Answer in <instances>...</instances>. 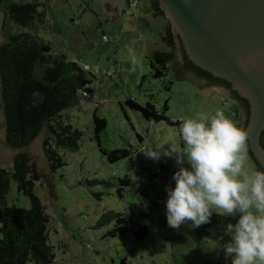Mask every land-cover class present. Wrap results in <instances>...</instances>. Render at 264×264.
Wrapping results in <instances>:
<instances>
[{
  "label": "rangeland",
  "instance_id": "1",
  "mask_svg": "<svg viewBox=\"0 0 264 264\" xmlns=\"http://www.w3.org/2000/svg\"><path fill=\"white\" fill-rule=\"evenodd\" d=\"M11 1L36 4L38 14L32 28H20L9 20L0 39L5 42L9 33L28 32L51 44L52 54L81 65L91 80L89 95L80 96L79 105L63 113L64 122L82 133L80 149L62 152L66 166L53 172L44 147L48 134L41 143L52 173L53 197H48L43 178L36 182L35 193L50 219L54 264H122L124 260L128 264H231V258L226 259L219 247L229 239L223 235L224 223L213 225L204 237L198 236V227L191 228L190 222L179 229L168 227L166 185L174 186L172 175L178 166L174 157L153 161L140 152L148 146L168 148L170 143L180 148L181 119L200 111L214 113L221 108L238 126L241 124V116L233 113L234 100L220 94L206 97L190 81L175 80L173 62L163 78L151 77L155 53L172 52L162 40L168 20L153 14L150 0H136L135 7L125 5L116 24L111 23L100 0ZM2 26L0 17V29ZM176 51L174 61L179 62L178 48ZM129 99L143 106L153 103L175 125L149 123L126 104ZM94 114L108 124L100 144ZM117 149L129 150L130 158L111 163L107 154ZM248 164L254 169L250 157ZM6 203L31 208L29 198L18 191L15 182ZM108 212L123 215L129 226L127 233L112 236L109 233L117 227L115 222L100 225ZM224 218L226 223H235L238 216ZM143 227L147 229L145 236Z\"/></svg>",
  "mask_w": 264,
  "mask_h": 264
},
{
  "label": "trees",
  "instance_id": "2",
  "mask_svg": "<svg viewBox=\"0 0 264 264\" xmlns=\"http://www.w3.org/2000/svg\"><path fill=\"white\" fill-rule=\"evenodd\" d=\"M150 1L153 14L166 18L159 0ZM133 2H130V6H133ZM37 7L33 3L0 0V9L3 13L2 35L9 20L20 28H32L38 14ZM162 40L167 42L172 52L155 53L151 59L153 79L163 78L168 72V65L176 57L177 45L169 21ZM184 59L201 76L231 88L228 82L196 67L188 60L185 52ZM146 79L147 76H144L143 80ZM0 82L6 117L7 145L14 150L24 149L35 141L44 127H47L48 137L44 147L50 168L53 172L64 168L66 162L61 153L78 151L82 133L64 122L63 113L77 107L80 96L89 95L88 87L91 80L87 71L78 63L68 61L64 56L52 54L51 44L28 32L9 33L8 38L0 46ZM234 94L239 97L236 92ZM240 99L245 105L248 118L250 105L247 100ZM126 104L132 110L140 112L149 123L167 122L171 126L175 125L165 114H160L153 103L143 106L129 99ZM165 110H168L167 105ZM94 121L95 136L100 144V135L108 124L96 114ZM261 144L264 147V132ZM248 152L256 168L262 169L256 162L249 143ZM130 156L127 149H117L107 154L111 163L120 162ZM43 177L36 170L33 160L24 152L16 156L12 169L0 168V264H54L55 253L49 231L50 219L35 193L36 182ZM12 182L17 184L20 193L29 198L30 209L7 205L6 200ZM112 222H115L117 227L109 233L110 235L128 232L127 220L115 212L104 214L100 225ZM219 223L226 224V219L213 214L210 222L199 226L196 232L200 237L208 236L210 228ZM141 232L145 236L147 229L143 227ZM143 236L139 238L143 239ZM122 264H128L127 260Z\"/></svg>",
  "mask_w": 264,
  "mask_h": 264
},
{
  "label": "clouds",
  "instance_id": "3",
  "mask_svg": "<svg viewBox=\"0 0 264 264\" xmlns=\"http://www.w3.org/2000/svg\"><path fill=\"white\" fill-rule=\"evenodd\" d=\"M132 64L136 57L133 55ZM181 147L148 146L146 158L174 157V186L166 185L167 225L197 228L212 215L238 218L223 227L219 245L231 264H264V169H251L248 133L221 108L181 119ZM187 165V166H185ZM223 239V236L221 237Z\"/></svg>",
  "mask_w": 264,
  "mask_h": 264
},
{
  "label": "water",
  "instance_id": "4",
  "mask_svg": "<svg viewBox=\"0 0 264 264\" xmlns=\"http://www.w3.org/2000/svg\"><path fill=\"white\" fill-rule=\"evenodd\" d=\"M112 22L118 23L129 0H100ZM178 48L179 62L173 61L175 80H187L207 97L217 92L231 98L236 92L250 105L247 118L243 108L244 130L248 133L249 148L256 162L264 169V0H159ZM109 10V11H108ZM3 23V14H0ZM0 39V45L3 44ZM199 69L224 80L231 88H210L192 74L180 72L183 52ZM6 120L0 95V168H11L17 153L25 152L34 161L36 170L48 185V197H53V178L41 143L47 137L44 127L28 147L10 148L5 142Z\"/></svg>",
  "mask_w": 264,
  "mask_h": 264
},
{
  "label": "flooded vegetation",
  "instance_id": "5",
  "mask_svg": "<svg viewBox=\"0 0 264 264\" xmlns=\"http://www.w3.org/2000/svg\"><path fill=\"white\" fill-rule=\"evenodd\" d=\"M120 17H121V15H118L117 18H120ZM0 34H2V27L0 29ZM182 52H183V50H182ZM179 70H180V72L181 71H185L187 73L192 74V76H194L197 81H200L201 84H204L207 87H210V88L220 87V88H225V89H228V90L230 89V88H227L226 86H224L223 84H221L218 81H214L212 79H210V80L209 79H206L205 77H203L200 74H198L197 72H195L190 67V65L185 61V59H184V52H183V62H182V66L180 67ZM229 94H230L231 98L235 99L238 102V104L243 108L244 112L246 113V111H245V105L243 104V101L239 97H236L233 91H231ZM0 95H1V82H0ZM1 99H2V96H1Z\"/></svg>",
  "mask_w": 264,
  "mask_h": 264
},
{
  "label": "crops",
  "instance_id": "6",
  "mask_svg": "<svg viewBox=\"0 0 264 264\" xmlns=\"http://www.w3.org/2000/svg\"><path fill=\"white\" fill-rule=\"evenodd\" d=\"M119 15V14H118ZM214 94H218L219 95V93H217V92H214V93H211L209 96H211V95H214ZM221 95V94H220ZM221 97H226V96H222L221 95ZM226 98H228V97H226ZM232 102H234V101H232ZM234 112L233 113H235V114H237V117H238V115H240L241 116V124H240V126L239 127H241L242 129H244V125L242 124V122H243V112H242V110L240 109V107L238 106V104L235 102V109L233 110ZM250 157V156H249ZM251 159V158H250ZM252 160V159H251ZM253 162V161H252ZM253 164H254V162H253ZM254 169H257L256 168V166H255V164H254Z\"/></svg>",
  "mask_w": 264,
  "mask_h": 264
},
{
  "label": "built area",
  "instance_id": "7",
  "mask_svg": "<svg viewBox=\"0 0 264 264\" xmlns=\"http://www.w3.org/2000/svg\"><path fill=\"white\" fill-rule=\"evenodd\" d=\"M137 4H138V2H137V1H134L132 5H133V6H136ZM85 95H87V94H85ZM156 172H157V171H156Z\"/></svg>",
  "mask_w": 264,
  "mask_h": 264
}]
</instances>
